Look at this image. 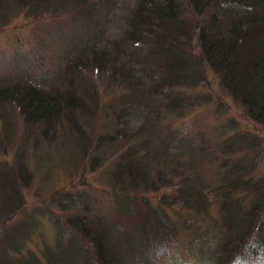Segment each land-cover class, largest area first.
<instances>
[{
  "label": "trees",
  "instance_id": "1",
  "mask_svg": "<svg viewBox=\"0 0 264 264\" xmlns=\"http://www.w3.org/2000/svg\"><path fill=\"white\" fill-rule=\"evenodd\" d=\"M117 6L119 38L98 48L104 10ZM12 10L59 26L71 14L65 26L77 23L88 37L63 32L49 89L0 67V122L10 127L15 116L25 127L15 165L0 136V264H140L148 242L168 237L200 238L213 264L264 254V175L255 176L264 147V0H0V33ZM18 54L7 66L18 68ZM208 75L263 130L226 132L229 124L195 117ZM54 142L64 156L56 163H74L70 183L25 199L36 176L30 165L41 171L39 148ZM89 167L100 182L88 180ZM34 235L38 253L26 247Z\"/></svg>",
  "mask_w": 264,
  "mask_h": 264
},
{
  "label": "rangeland",
  "instance_id": "2",
  "mask_svg": "<svg viewBox=\"0 0 264 264\" xmlns=\"http://www.w3.org/2000/svg\"><path fill=\"white\" fill-rule=\"evenodd\" d=\"M58 13V11H57ZM12 21L9 26H6L5 31L0 33V67L2 71L9 75V77H20V75L26 76V81L37 78L39 81V87L49 89V85L53 82H56L58 75L57 68L55 63L58 61V57L61 54L62 47L64 43L63 36L64 33H76L77 38H86L83 33L79 32L78 24L74 23V31L68 29L65 26L66 20L73 19L71 14L62 13L61 16L56 22L58 24H50V20H46L47 16L44 17V20L34 19V16H29L25 14L16 15L12 10ZM104 15L106 16L102 22V33L103 39L102 43L98 44V48L103 47L106 50L111 49L114 41L119 38L121 30L123 29V15L121 9L117 8H107L104 10ZM50 18V17H49ZM63 18H67L66 20ZM87 24V25H86ZM93 24L90 21H86L83 24V29L89 31L86 26L93 28ZM81 30V29H80ZM84 32L83 30H81ZM49 32L51 34H49ZM64 32V33H63ZM92 37V33L89 34ZM74 37V36H73ZM93 38V37H92ZM60 39V40H59ZM19 40L20 42H18ZM91 43V39L87 42ZM15 48V49H14ZM17 48V49H16ZM15 50L19 52L17 58L15 59V67L12 68L7 66V63L11 60L12 55H14ZM2 57L8 58V60L3 61ZM24 58H35V64H27V61ZM58 67V65H57ZM13 69H16L15 72ZM208 82L203 80L199 86L198 92L203 96L207 102L203 103V106L199 109L198 113L195 112L194 116L204 117L209 121L208 125L211 126H221V125H230L232 128L228 129L226 132L230 131H249L254 134V129L257 131L260 127L251 121H249L245 115V112L241 106L234 104L230 97L221 90L216 84V80L212 75L207 76ZM47 86V87H46ZM103 100H106L107 97H102ZM203 118V119H204ZM12 124L10 127H6V124L0 122V136L6 137L8 142L5 147L2 148V154L5 155L7 163L9 165H15L16 162V153L18 152L17 146L15 144H20V138L23 134L25 127L16 122V117L14 116L11 119ZM263 130V129H260ZM258 133H261V131ZM51 144V143H50ZM21 146V144H20ZM70 148V146H68ZM56 143L48 145V143H43L39 148L38 153L43 154V163L41 171L34 170V167L30 165L31 170L36 173L34 177V182L29 186L28 189L24 190L25 199L33 200L35 199V193L39 194L38 196H50V194H55V189L59 190L61 186L65 185L66 182H69V179H66V175L69 173L73 166L72 164L66 165L62 162L56 163L57 160L63 158L55 154V150H60ZM69 150H65L67 153ZM30 153V151L28 152ZM262 158L258 170L255 173V176L264 175V147L262 149ZM45 159L50 160V163H47ZM76 170H72V175H76L77 165L75 166ZM87 169V178L92 183H98L101 181L100 172H91ZM46 177V183L42 179ZM104 179V177H103ZM70 183V182H69ZM68 183V184H69ZM45 233H42L47 243L52 242V229L45 228ZM27 249L31 251H39L42 249L41 238L39 235H34L32 241L27 244ZM38 253V252H36Z\"/></svg>",
  "mask_w": 264,
  "mask_h": 264
},
{
  "label": "clouds",
  "instance_id": "3",
  "mask_svg": "<svg viewBox=\"0 0 264 264\" xmlns=\"http://www.w3.org/2000/svg\"><path fill=\"white\" fill-rule=\"evenodd\" d=\"M212 246L198 237L155 239L148 242L139 257L140 264H213ZM242 264H264V254Z\"/></svg>",
  "mask_w": 264,
  "mask_h": 264
}]
</instances>
